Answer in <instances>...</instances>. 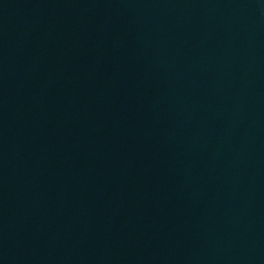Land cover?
Segmentation results:
<instances>
[{
  "label": "water",
  "instance_id": "water-1",
  "mask_svg": "<svg viewBox=\"0 0 264 264\" xmlns=\"http://www.w3.org/2000/svg\"><path fill=\"white\" fill-rule=\"evenodd\" d=\"M138 264H264V0H153Z\"/></svg>",
  "mask_w": 264,
  "mask_h": 264
}]
</instances>
